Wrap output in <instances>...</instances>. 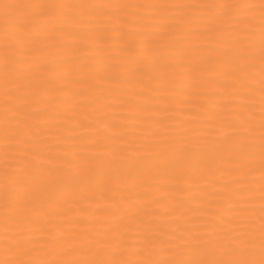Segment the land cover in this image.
<instances>
[{"label":"snow or ice","instance_id":"6c2138e0","mask_svg":"<svg viewBox=\"0 0 264 264\" xmlns=\"http://www.w3.org/2000/svg\"><path fill=\"white\" fill-rule=\"evenodd\" d=\"M0 264H264V0H0Z\"/></svg>","mask_w":264,"mask_h":264}]
</instances>
